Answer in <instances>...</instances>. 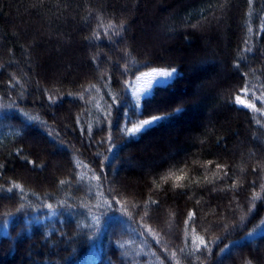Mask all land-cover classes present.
<instances>
[{"label": "trees", "instance_id": "1", "mask_svg": "<svg viewBox=\"0 0 264 264\" xmlns=\"http://www.w3.org/2000/svg\"><path fill=\"white\" fill-rule=\"evenodd\" d=\"M110 22L122 39H97ZM262 25L264 0H0V264H264V233L247 238L264 224V115L233 103L247 72L241 98L262 108ZM152 67L179 77L134 109ZM141 110L170 118L132 137Z\"/></svg>", "mask_w": 264, "mask_h": 264}, {"label": "snow or ice", "instance_id": "2", "mask_svg": "<svg viewBox=\"0 0 264 264\" xmlns=\"http://www.w3.org/2000/svg\"><path fill=\"white\" fill-rule=\"evenodd\" d=\"M248 3H249V5H251L253 3V0H248ZM192 26L195 27V25H192ZM107 28L110 30L109 32L98 33L96 38L99 39L100 35H105V36L111 35L112 37H121V39H122V33H123V31L126 30L123 22H118V23H111L110 22L107 25ZM260 34H264V25L261 26L260 32L257 35H260ZM85 39L87 40L88 38L86 37ZM116 42H120V41H116ZM244 43L247 45L248 41L245 40ZM244 51L251 52L252 48L247 47L244 49ZM94 63H95V61H94ZM145 67H149V66H145ZM234 68L239 71V69H240L239 62H236L234 64ZM137 71H141V70L137 69ZM126 74H127L126 72H121V75H126ZM240 74L244 78V82L242 83V86L239 89V93L235 95L233 103L235 105H239V106H243L244 108L251 109L253 112H257L260 115H264V102H262V108H257L255 103H253V102L246 103L245 100L241 98V94L244 95L245 97H247L250 92H252L253 95H255L256 90H254L252 88V86L249 85V83L247 82L248 73L247 72H241ZM178 77H179V71L175 67H172L170 70L167 68L152 67L151 71H141V74L139 76H136L135 79L136 80H146L149 87L144 90L143 94H141L139 91L134 93L137 103L133 106V108L134 109L141 108L139 101L141 100L142 95H143V99H145V97L148 96L151 91L156 89L157 86H160V87L170 86L174 82V80ZM19 83H20L19 80H16L15 77H12L8 82V87L10 89L15 88L17 85H19ZM260 95H264V92L260 93ZM46 96H47V99H48L50 104L56 103L55 99L50 94L46 93ZM126 98H127V93H126ZM113 103H116L119 105L117 111H120L121 105L124 103V101L113 100ZM11 107L14 110H16L17 113L23 119L24 113L20 109L19 105L13 104V105H11ZM110 107H111V105H110ZM141 112H142V110L139 112V116L141 117L139 122L135 123L134 126H132L131 128L128 129V132L131 134L132 137H134L136 134H143V132L146 129L152 127L153 125L159 124L163 120L169 119L170 115H179L180 113L183 112V109L180 107H177L175 109L174 113H172L170 115H158L157 114V115H152L150 118H142L143 116L141 115ZM109 115H111V113H109ZM121 119L126 120L128 123H132V121L128 117V106L123 107ZM77 122H79V118H77ZM24 123H25V125H27L28 121L24 120ZM118 126L119 125L117 124V127ZM101 143H103V142H101ZM20 153H21V150H17V155H20ZM209 163H211V162H209ZM0 167H2V166H0ZM105 167H107V165H105ZM215 168L217 170L222 171L224 174V177H229L228 165L216 164ZM252 171L257 172L258 170L256 168H253ZM103 178H104V170L101 169L100 174L96 176V179L100 180L101 184H102ZM163 178L164 179L172 178L175 181H181L184 179V176L183 175L169 174ZM258 179H259V177H258ZM60 183L63 184L64 181H60ZM252 183H253V192H254L252 199H257L258 196L255 194L256 181H253ZM233 187H235V182H233ZM259 187L262 190H264V183L260 184ZM11 191L12 190L9 189V193H11ZM108 198L110 200L112 199L111 196H109ZM115 203H118V201L114 202L113 205H111V207L114 208ZM152 203L155 204L156 201H153ZM51 207H52V205L49 204L48 208L50 209ZM140 210L144 211V213H145V216L142 217L141 220L143 221V223H147L146 217L148 216V212L143 207H141ZM190 222H192V223L195 222V212L194 211L188 212L187 219L185 220V225L187 226ZM141 230L145 231V232L153 231V229H151L150 227L147 228L146 230H144L142 225H141ZM248 235L251 236L252 233H248ZM201 244H203L204 248L207 250V245L204 244L203 241H201ZM228 247H231V246H228ZM199 250L200 249H197V251H199ZM227 250H228V248L226 247L224 249V252H226Z\"/></svg>", "mask_w": 264, "mask_h": 264}, {"label": "rangeland", "instance_id": "3", "mask_svg": "<svg viewBox=\"0 0 264 264\" xmlns=\"http://www.w3.org/2000/svg\"><path fill=\"white\" fill-rule=\"evenodd\" d=\"M149 86L147 84V81L146 80H140L137 85H136V88L134 90V93L139 91L141 94L144 93V90L147 89ZM150 94V93H149ZM135 96V95H134ZM143 97V95H142ZM136 98V97H135ZM264 233V224L258 228L256 231L252 232V235L251 236H247V238L249 239H253V238H256L258 235L260 234H263ZM96 257L95 254H93L90 258H89V261H92L94 258Z\"/></svg>", "mask_w": 264, "mask_h": 264}, {"label": "bare ground", "instance_id": "4", "mask_svg": "<svg viewBox=\"0 0 264 264\" xmlns=\"http://www.w3.org/2000/svg\"><path fill=\"white\" fill-rule=\"evenodd\" d=\"M136 88V87H135Z\"/></svg>", "mask_w": 264, "mask_h": 264}]
</instances>
